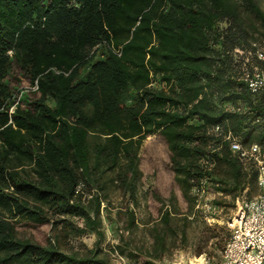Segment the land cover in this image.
Segmentation results:
<instances>
[{"label":"trees","instance_id":"1","mask_svg":"<svg viewBox=\"0 0 264 264\" xmlns=\"http://www.w3.org/2000/svg\"><path fill=\"white\" fill-rule=\"evenodd\" d=\"M262 44L261 0H0V264H113L102 205L120 191L131 231L147 176L152 249H113L132 264H152L167 232L185 237L203 219L191 193L201 180L255 196V163L212 127L264 150V96L238 79L264 66ZM20 229L47 231L39 241ZM87 231L93 247L68 245Z\"/></svg>","mask_w":264,"mask_h":264},{"label":"rangeland","instance_id":"2","mask_svg":"<svg viewBox=\"0 0 264 264\" xmlns=\"http://www.w3.org/2000/svg\"><path fill=\"white\" fill-rule=\"evenodd\" d=\"M261 6L264 7V2L261 1ZM264 46V44H262ZM139 189V206L135 208L136 213V226L128 231L125 228V216L121 213L128 200L118 190L113 189L108 196L107 201L102 205V227L103 240L100 242L101 248L110 253L113 264H132L130 260L116 251L114 247L126 242L130 248L139 249H152L153 239L150 233L151 227L158 221V208L159 204L149 195L146 190L152 185L153 179L147 176ZM210 196L221 203L219 211L215 215L217 222L207 223L199 215L190 218L187 227L185 228V237H180V232L172 235L167 232L165 250L160 254H152L147 257L152 264H193L202 255H206L212 261L219 259L220 246L225 242L229 236V231L226 222L233 217L241 200L248 198L245 191L232 199L230 195H217L210 190ZM81 225L80 220H75ZM174 224V223H173ZM180 228L181 223H177ZM207 226L215 230L219 235V244L215 240H203V227ZM21 233L26 236L33 235L39 241H43L46 229L42 230H24L20 229ZM123 241H122V240ZM97 241V236L92 231H87L78 237H70L68 245L74 250L84 251L94 246ZM201 249L202 253L198 254ZM122 257V259L120 258Z\"/></svg>","mask_w":264,"mask_h":264},{"label":"built area","instance_id":"3","mask_svg":"<svg viewBox=\"0 0 264 264\" xmlns=\"http://www.w3.org/2000/svg\"><path fill=\"white\" fill-rule=\"evenodd\" d=\"M264 2V0H261ZM118 55V50H114ZM241 54L240 50H236ZM258 59L264 61V49L256 50ZM249 91L264 96V66L244 67L238 77ZM35 88V87H32ZM12 109V108H11ZM239 111L240 108H233ZM232 109V110H233ZM212 134L227 143L229 150L241 161H252L257 167L258 193L241 200L233 217L226 222L229 236L219 252V259L212 261L206 255L200 256L193 264H264V150L258 143L243 145L230 130H224L221 124L212 127ZM195 208L207 223L217 222L216 214L219 206L210 196L205 180L192 187ZM122 259V257H120Z\"/></svg>","mask_w":264,"mask_h":264}]
</instances>
